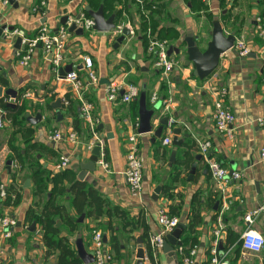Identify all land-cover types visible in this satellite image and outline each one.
<instances>
[{"label": "crops", "instance_id": "1", "mask_svg": "<svg viewBox=\"0 0 264 264\" xmlns=\"http://www.w3.org/2000/svg\"><path fill=\"white\" fill-rule=\"evenodd\" d=\"M127 1L128 8L123 7L126 0L116 1L113 14L115 10H121L118 19L115 14L116 28L110 31L83 30V34L68 31L65 42L62 67L72 64V70L78 75L82 96L92 106L95 131L102 140L101 151L108 166L105 169L98 164L80 179L82 170L79 166L88 160L96 145L87 149L94 137L88 122L80 114L76 92L68 82L57 77L52 69L51 54L46 53L41 44L35 45L25 65L19 63L17 54L24 51L25 46L21 43L16 48L14 45L16 38L21 37L20 33L34 39L43 25L55 32L73 22L77 15L90 18L85 13L88 0H14L6 4L0 0V25L5 26L3 32L6 35L5 39H0V75L7 81V85L0 84V99L4 103V108H0L3 120L0 128V187L13 185L20 194V201L15 206L3 205L0 198V218L7 215L16 221L9 229L8 237L3 236L0 226V264H57L58 249L45 247L40 224L27 222L25 215L29 207L39 210L58 187H69L71 180L67 174L93 186L101 196L100 206L105 211L98 217H87L82 213L84 217L79 222L77 218L81 214L70 205L72 196L67 192L56 195V200L66 206L79 224L75 229L64 225L61 232L76 258L78 242L88 254H92L91 235L93 230H98L105 237V250L112 255L107 264H137L138 245L143 248L144 257L149 256L148 236L161 230L157 210L163 204L183 224L177 239L182 243L175 245L172 251L164 252L162 248L154 258H149V264H181L183 255L194 246L195 264H206L218 219L222 223L220 248L231 247L226 256L228 262L264 264V247L253 254H246L241 248L238 255L234 251L240 234L247 228L244 215L261 202L264 182V157L261 156L264 125L251 122L264 116V42L256 35V19L264 18V0H209L207 3L202 0ZM148 3L156 10L153 17L158 25L154 31L147 27L143 39L142 32L138 31L140 10L148 20L150 10L145 8ZM64 16L67 20L62 24ZM214 20H218L227 33L233 32L236 39L245 40L251 48V52L243 57L230 48L220 55L213 71L217 85L227 88L225 102L235 115L230 136L219 132L214 124V94L208 84L211 75L200 80L192 74V65L184 64L185 38H192L204 49L210 40ZM122 27H126L130 34L114 48ZM151 38L168 40L177 48V53L172 52L171 57L179 60L180 67L173 68L168 80L154 66V55L147 51ZM84 56L92 60L90 71L96 77L95 82L90 79L89 69L83 63ZM112 81L122 88L128 83L137 85L140 91L144 87L147 108L160 102V108L151 120V131L137 132L139 105L136 99L129 103L107 99L106 86ZM8 88L16 91V98L5 94ZM27 92L29 95L24 97ZM153 93L157 98L151 102ZM67 94L75 101L82 118L80 131L73 129L72 116L66 109L68 104L63 103V99L69 102ZM168 97L171 98L170 112L165 114L162 101ZM56 98L61 100L60 109L51 106ZM7 102L14 103V107L7 106ZM22 102L26 110L17 124L11 120V111ZM58 111L61 118H58ZM37 113L41 118L33 124L28 117ZM162 116H168L170 125L167 122L158 138L153 135V129L159 126L158 120ZM174 128L179 129L180 145L172 144ZM55 130L62 132L60 140L51 139ZM71 132L76 135L74 143L68 140ZM133 133L143 164L139 196L130 193L123 175L127 138ZM165 137H169L168 144H163ZM198 141H209L208 158L216 160L229 172H240L241 177L236 180L227 178L222 184H216L209 174ZM64 154L69 156V163L62 168L59 162ZM188 156H192V160L187 165ZM193 163L195 167L191 172ZM39 170L43 171L40 180L45 192L35 194V174ZM156 187L159 192L154 199ZM56 223L62 225V220L57 218ZM191 223L189 232L187 226ZM32 224L34 229L31 230ZM250 227L264 237V212L255 217ZM143 234L147 236L145 240L141 238ZM229 235L232 242L227 240ZM111 236L118 238V252L111 246ZM179 247L183 249L182 254ZM77 259L80 264H86ZM146 262L143 258L142 264Z\"/></svg>", "mask_w": 264, "mask_h": 264}, {"label": "built area", "instance_id": "2", "mask_svg": "<svg viewBox=\"0 0 264 264\" xmlns=\"http://www.w3.org/2000/svg\"><path fill=\"white\" fill-rule=\"evenodd\" d=\"M2 3L6 4L9 0H1ZM140 2V0H137ZM203 2H208L209 0H202ZM73 22L77 26L80 23H83V30L92 31L93 30V19L92 18H84L82 15H79L78 19H74ZM71 23V22H70ZM70 23H66L65 26H61L57 31L52 32L49 30L47 26H42L37 36L34 39H30L20 33L21 36V43L25 46L24 51L18 52L20 59L19 63L22 65L27 64L30 54L33 51L36 44H41L43 50L46 53L51 54V64L53 71L57 74V77L63 81L68 82L76 92V96L80 101V114L81 116L88 122L90 130L93 134L94 141L90 142L87 145V149H92V147L99 146V156L97 158V163L101 165L103 168L107 169L108 166L104 159V154L102 149V140L97 136L95 131V122L92 116V106L91 104L86 101L82 93L80 91V81L78 79V75L75 70H71L65 73L64 76L59 74V69L63 66V53L65 48V42L68 36V26ZM118 31H120V27H118ZM256 35L259 39L264 42V18L257 17L256 19ZM172 46L165 39H157L151 38L148 46L147 51L154 55V66L158 68L162 74L167 78L169 73L173 70V68H179L180 62L179 60L171 57V54H168L169 47ZM236 50V53L243 57L248 55L251 52V48L249 44L243 39H236L234 40L233 46ZM83 63L89 69V77L90 79L95 82L96 77L93 72L90 71L92 67V60L88 56L83 57ZM262 69L264 70V61L262 64ZM210 80L208 81L209 87L214 94L213 97V119L216 129L224 133L226 135L231 134V126L235 120V115L233 111L229 108V106L225 102V98L227 96L228 90L224 86H218L216 82V74H210ZM140 93V88L135 85L128 83L121 87V85L117 84L115 81H112L107 84L106 86V95L107 99L111 102L120 101L129 103L134 99L138 98ZM29 93H25L23 96L27 97ZM157 98V95L153 93L151 95V102H154ZM64 104H68V100L63 99ZM171 106V98L168 97L167 99L162 101V111L165 114L170 112ZM168 117V116H167ZM169 120L172 119L169 117ZM168 122V118H167ZM251 122L256 123L260 126L264 125V116L257 117L252 119ZM138 125V124H137ZM170 125V122H168ZM3 127V120L0 114V128ZM63 137L62 132L59 130H55L51 135V139L54 141L60 140ZM68 140L72 143L76 141L75 133L68 134ZM170 142L169 137H165L163 139V144H168ZM199 150L204 155L206 159L207 169L211 178L216 182V184H222L225 182L227 178H231L233 180L239 179L241 177L240 172L232 171L229 173L227 169L220 165L216 160H212L208 158L210 142L209 141H198ZM127 147H126V163L125 168L123 170V175L126 179L129 191L134 196H139L142 190L143 184V164L140 158L137 142H136V134L133 133L127 138ZM261 156L264 157V148L261 150ZM69 163V156L64 154L60 156L59 165L62 168L67 167ZM262 198L260 204L252 209L251 211L247 212L244 215V221L247 223V228L243 230L239 237L240 248L243 252L247 253H258L264 247V237L262 234L257 232L253 229L251 224H253L255 217L264 212V182L262 184ZM5 192L3 186L0 187V198L4 197ZM229 203L225 206L228 208ZM157 222L161 228L160 232L149 235L148 236V255L144 257L147 261L144 264H149V258L155 257L157 252L162 249L163 242L165 235L170 233L175 227H177L180 223L178 217L171 215L166 206L161 204L157 210ZM16 221L11 218L10 216H3L0 218V226L2 228V234L4 237L10 236L9 229L15 226ZM222 230V223L220 219L217 221V228L214 229V241L213 245L210 249V255L206 259V264H231L227 261L226 256L231 250V247L227 249L220 248V232ZM91 242H92V255H93V264H107L111 259L112 255L110 252L105 250L103 236L98 230H93L91 235ZM179 253L182 254L183 249L182 247L178 248ZM195 254L196 249L195 246L189 251L188 254L183 255L181 264H195Z\"/></svg>", "mask_w": 264, "mask_h": 264}, {"label": "water", "instance_id": "3", "mask_svg": "<svg viewBox=\"0 0 264 264\" xmlns=\"http://www.w3.org/2000/svg\"><path fill=\"white\" fill-rule=\"evenodd\" d=\"M10 3L14 2V0H9ZM14 5H17L16 3ZM85 10L87 11V15L93 19L94 25L93 29L97 31H110L114 28H116L115 24V14H110L108 17H105L104 15V9L103 4H100L96 10H91L90 7L87 5L85 6ZM79 16H76V19H78ZM67 20V17L64 16L61 19V23L65 24ZM4 25H0V39H5L6 35L4 34ZM68 31L72 32L74 31L77 34H83V23H80L79 26L75 24V22H71L68 26ZM130 34V31L126 27L121 28V34L116 38V41L113 44L114 48H117L118 45L123 41L125 36H128ZM196 39V38H195ZM235 40V35L233 32L227 33L223 27L220 25L218 20H214L212 22V28L210 31V40L206 43V47L204 49H201L193 40L192 38H185L186 47H185V62L184 64L188 66L189 64L192 65L193 71L192 74L197 77L200 80H204L207 78L217 67L220 59V55L230 48H232L233 43ZM21 44V37H17L15 40V47L19 48ZM172 52L177 53V48L174 46H170L168 49V54H171ZM72 70V64H67L64 67H61L59 69V74L61 76H64L66 72ZM5 94H9L12 98H16V91L8 88L5 90ZM139 105V125L137 128L138 133H144L149 132L152 130V123L151 120L153 116L155 115V111L159 110L160 108V102H156L153 108H147L146 104V93L144 87L139 93L138 98H136ZM7 106L14 107V103L7 102ZM51 106L55 109H60L62 104L60 98H56L53 103H51ZM58 118H61V113L58 111ZM41 114L37 113L35 116H29L28 120L32 122L33 124L36 123L38 120H40ZM167 116H162L159 118V126L155 129H153V135L155 137H160L163 131V127L167 124ZM179 133L178 128L173 129V138H172V144L173 145H180L181 140L177 138V134ZM188 134H185L187 136ZM99 156V146H95L91 150V154L87 161L80 164L81 174H79V178L82 179L84 175L88 171H93L96 166H98L97 158ZM171 156H174L173 153ZM199 155L197 158L199 159ZM10 160L7 161V167L9 168ZM195 167V163L192 164L191 172H193V168ZM232 170H230L229 173H231ZM159 192V187H156L154 190L153 198L156 199ZM84 215L81 214L77 221L81 222L83 220ZM34 229V224L31 225V230ZM183 229V224L180 223L177 227H175L170 233L165 235L164 242H163V250L164 252L172 251L174 249L175 245L180 246L181 241L177 240L181 231ZM103 240L105 241V237L103 236ZM138 243H141L140 238L137 239ZM77 258H80L84 263L89 264L93 262V256L92 254H88L85 249L83 248V245L81 242L77 243ZM136 258H137V264H142V259L144 258V250L141 247V245H138L137 251H136Z\"/></svg>", "mask_w": 264, "mask_h": 264}, {"label": "trees", "instance_id": "4", "mask_svg": "<svg viewBox=\"0 0 264 264\" xmlns=\"http://www.w3.org/2000/svg\"><path fill=\"white\" fill-rule=\"evenodd\" d=\"M116 1L118 0H88L89 7L98 8L100 4H103L104 14L105 16H109L114 12V7L117 5ZM120 3V2H118ZM123 7L128 8V1L123 4ZM145 8L150 10L148 20L144 17L140 10V26L138 29L139 32H142V38H145V31L147 27H150L152 31L157 28L158 22L154 16L156 13L154 9H152V4L148 3L145 5ZM158 12V10H157ZM87 15V11L85 10ZM116 18L118 19L121 15V10H115ZM210 18V17H209ZM184 43V42H183ZM0 84L7 85V81L0 75ZM54 95L51 97L53 98ZM69 94H67V97ZM69 98V97H68ZM4 108L3 100L0 99V108ZM68 113L72 116V127L76 131H80L82 126V118L79 112L76 109V103L74 100L69 98L68 105L66 106ZM26 105L24 102L19 104L15 109L11 111V120L14 123L19 124V120L23 118V114L25 113ZM17 150L15 147H13ZM192 160V156H188L186 159L187 165ZM43 174L42 170H39L38 173L35 174V194L44 193L45 186L43 182L40 180ZM71 182L69 187H58L57 190H54L53 197H50L43 206L36 210L34 207H29L26 211V221L27 222H36L39 223L42 229V238L43 243L47 249H58L59 254L57 256V264H80L79 260L75 257L74 250L71 248L66 237L61 236V232L63 231V226H67L71 229H75L79 224L76 222V218L71 216L67 211L66 206L63 203H60L56 200V195H62L67 192L72 197L70 199V205L76 211L77 214L84 213L87 217H98L103 214L105 211L100 206L102 203L101 196L99 192L93 188V186L89 185L85 181L75 180L73 174H67ZM5 195L1 198V203L5 206H15L20 201V194L13 185H10L4 188ZM12 194L14 197H12ZM94 205H96V209H94ZM196 216H194L195 218ZM59 218L62 220V225H57L56 219ZM189 226V227H188ZM187 226V231H191L192 223ZM146 234H143L141 238L145 240ZM229 235L227 236V240L232 242L233 239ZM110 243L112 248L118 252L120 249V244L118 238L116 236L110 237ZM227 241V242H228ZM240 248V243L237 244L235 251V255H238Z\"/></svg>", "mask_w": 264, "mask_h": 264}]
</instances>
